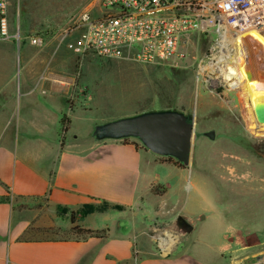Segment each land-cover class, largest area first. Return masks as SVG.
Returning <instances> with one entry per match:
<instances>
[{"label": "crops", "instance_id": "0c3cea01", "mask_svg": "<svg viewBox=\"0 0 264 264\" xmlns=\"http://www.w3.org/2000/svg\"><path fill=\"white\" fill-rule=\"evenodd\" d=\"M10 29L0 37V264H232L225 248L187 244L206 219L182 194L191 165L132 139L95 137L104 119L79 70L91 54L53 67L50 53H31ZM86 204L97 209L72 223ZM74 225L98 234L58 237Z\"/></svg>", "mask_w": 264, "mask_h": 264}, {"label": "rangeland", "instance_id": "374dc122", "mask_svg": "<svg viewBox=\"0 0 264 264\" xmlns=\"http://www.w3.org/2000/svg\"><path fill=\"white\" fill-rule=\"evenodd\" d=\"M98 1L9 0L8 17L13 32L21 34L19 42L30 45L31 53H50L53 67L67 69V58L77 54L74 46L80 34L72 30L73 21ZM32 35L41 36L42 45L32 44ZM54 36L57 40L46 45ZM235 36L228 33L227 38ZM222 38L213 30L188 34L180 44L184 57L177 65L91 55L79 67L84 72L81 84L93 95L89 103L93 115L104 119L100 123L161 109L192 116L196 139L186 178L192 186L184 187L182 194L193 209L200 203L195 213L206 219L198 221L187 244L198 242L202 250L225 248L232 264H264V136L249 130L240 89L209 67L222 50ZM228 45L224 51L231 52L232 41ZM243 45L253 74L264 82V45L252 35L243 38ZM75 234L72 227L58 237Z\"/></svg>", "mask_w": 264, "mask_h": 264}, {"label": "built area", "instance_id": "2783aa9c", "mask_svg": "<svg viewBox=\"0 0 264 264\" xmlns=\"http://www.w3.org/2000/svg\"><path fill=\"white\" fill-rule=\"evenodd\" d=\"M8 11L9 0H0L3 39L12 36ZM249 28L264 34V0H99L74 19L72 30L80 32L74 46L80 58L91 54L177 65L186 35L210 30L237 35ZM30 41L41 45L43 39L32 35Z\"/></svg>", "mask_w": 264, "mask_h": 264}, {"label": "water", "instance_id": "95a60500", "mask_svg": "<svg viewBox=\"0 0 264 264\" xmlns=\"http://www.w3.org/2000/svg\"><path fill=\"white\" fill-rule=\"evenodd\" d=\"M254 114L257 123L264 124V101L256 103ZM94 135L99 140L135 138L151 152L173 157L186 166L191 165L196 139L192 116L173 109L146 111L101 123L95 126ZM207 135L215 138L214 132ZM192 229L189 223L184 227L185 231Z\"/></svg>", "mask_w": 264, "mask_h": 264}, {"label": "bare ground", "instance_id": "6f19581e", "mask_svg": "<svg viewBox=\"0 0 264 264\" xmlns=\"http://www.w3.org/2000/svg\"><path fill=\"white\" fill-rule=\"evenodd\" d=\"M247 35H253L264 45V34L259 33L253 28H249L244 33L237 34L233 40L227 38L228 33H224L222 34L223 38L221 41L222 50L219 55L214 57L209 67L212 71L217 70L223 80L233 83V87L240 89L241 96L246 104L245 117L247 118L249 130L256 136H264V124H258L254 114L256 103L258 101H264V82L255 77L251 64L249 63L250 61L246 59L247 54L243 45V38ZM230 41L233 43L231 52L228 49L224 51ZM259 189L261 188L259 187ZM255 193L258 192L255 191ZM160 239L163 245L169 244L168 239L164 237H160ZM169 249L165 248V250Z\"/></svg>", "mask_w": 264, "mask_h": 264}, {"label": "trees", "instance_id": "16d2710c", "mask_svg": "<svg viewBox=\"0 0 264 264\" xmlns=\"http://www.w3.org/2000/svg\"><path fill=\"white\" fill-rule=\"evenodd\" d=\"M67 129H68V126L66 125V119L63 118V120H62V135L63 136L65 135ZM124 140L127 141V140H129V138H126ZM166 161L173 163V164L180 166V167H185V165L183 163H181L180 161H178L177 159H175L173 157H166ZM95 209H97V207L95 205L86 204L82 208H80L76 211H72L70 214L72 223H76L77 220H83L89 213L93 212ZM73 229H75L77 231V234H87V235L98 234V232H96V231H93L90 229H82V228H79L76 226H73Z\"/></svg>", "mask_w": 264, "mask_h": 264}]
</instances>
